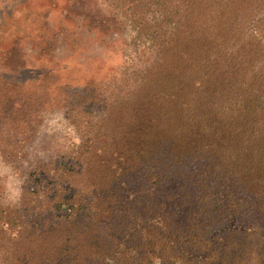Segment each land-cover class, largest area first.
<instances>
[{
	"label": "trees",
	"instance_id": "obj_1",
	"mask_svg": "<svg viewBox=\"0 0 264 264\" xmlns=\"http://www.w3.org/2000/svg\"><path fill=\"white\" fill-rule=\"evenodd\" d=\"M106 1L140 32L147 15L168 28L132 91L103 101L95 136L124 167L87 199L68 181L78 159L61 183L33 174L22 206L37 221L0 205L6 264H264V0ZM2 94L0 123L26 126L2 115Z\"/></svg>",
	"mask_w": 264,
	"mask_h": 264
},
{
	"label": "rangeland",
	"instance_id": "obj_2",
	"mask_svg": "<svg viewBox=\"0 0 264 264\" xmlns=\"http://www.w3.org/2000/svg\"><path fill=\"white\" fill-rule=\"evenodd\" d=\"M154 5L165 7V0ZM117 11L106 0H0V93L8 103L2 115H11L7 121L30 115L26 126L0 123V205L29 221L42 213L34 204L22 206L34 176L47 185L61 183V164L78 159L83 170L68 181L87 199L124 167L117 157L108 161L110 149L102 152L104 139L95 136L106 125L103 101L132 91L168 28L162 24L155 33L157 24L147 15L140 32ZM108 124L111 133L121 130L117 121ZM84 140L89 144L83 151L96 150L105 163L82 153ZM123 181L131 190L139 183L135 176ZM0 235V264H6L13 235L1 228ZM253 241L258 239L246 243Z\"/></svg>",
	"mask_w": 264,
	"mask_h": 264
}]
</instances>
